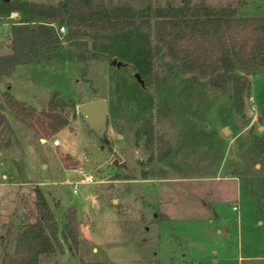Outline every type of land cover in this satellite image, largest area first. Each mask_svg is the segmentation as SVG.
<instances>
[{"label":"rangeland","instance_id":"rangeland-1","mask_svg":"<svg viewBox=\"0 0 264 264\" xmlns=\"http://www.w3.org/2000/svg\"><path fill=\"white\" fill-rule=\"evenodd\" d=\"M87 1L141 8L182 0ZM204 1L232 3L242 16L264 15V0ZM10 15L0 16L9 21V30L0 29V43L7 46V34L20 19ZM84 37L88 43L62 38L43 49L42 60L18 64L8 79L17 98L38 108L47 106L54 91L75 104L67 108L69 123L44 141L4 109L13 129H0V235L9 223L8 250L14 251L21 225L36 219L40 186L62 246L44 254L40 264H83L82 256L117 264H264V151L255 140L264 129L257 121L264 70L249 74L239 111L229 80L214 88L198 75L181 73L164 54H149L136 40ZM100 98L107 107L103 135L78 110ZM146 119L155 137L169 142L167 156L160 158L157 143L149 148L146 135L138 134ZM69 206L78 209L79 252L62 234Z\"/></svg>","mask_w":264,"mask_h":264},{"label":"trees","instance_id":"trees-1","mask_svg":"<svg viewBox=\"0 0 264 264\" xmlns=\"http://www.w3.org/2000/svg\"><path fill=\"white\" fill-rule=\"evenodd\" d=\"M14 11L20 13V19L12 24L9 51L0 53V77L11 75L18 64L42 60L43 49H53L62 38L88 43L86 34L104 35L116 43L136 40L148 47L149 54H164L181 73L198 75L214 88L229 80L239 111L243 107V92L249 90V74L264 70V15H238L232 3L209 5L204 0H182L179 4L135 8L87 0H61L44 5L29 0H0V16ZM62 27L66 30H61ZM81 57L88 59L84 51ZM70 106L75 104L54 91L47 106L38 108L17 98L7 82L0 98V129L13 130L4 111L8 107L39 137L49 138L69 123ZM257 121L264 127V107ZM137 132L146 135L149 148H155L157 143L160 158L170 153L169 142L155 137L150 119ZM255 140L264 151V129L255 135ZM69 157V154L62 156L65 166L71 168L66 160ZM35 200L37 217L21 225L13 252L7 248L11 225L7 223L1 233L0 264H40L44 254L62 249L55 214L40 186L35 188ZM65 217L62 230L65 242L72 251L79 252L77 207L69 206ZM81 260L83 264H117L83 256Z\"/></svg>","mask_w":264,"mask_h":264},{"label":"water","instance_id":"water-1","mask_svg":"<svg viewBox=\"0 0 264 264\" xmlns=\"http://www.w3.org/2000/svg\"><path fill=\"white\" fill-rule=\"evenodd\" d=\"M78 110L88 121L90 127L94 128L100 135H103L107 120L105 100L100 98L82 103L78 106Z\"/></svg>","mask_w":264,"mask_h":264},{"label":"crops","instance_id":"crops-1","mask_svg":"<svg viewBox=\"0 0 264 264\" xmlns=\"http://www.w3.org/2000/svg\"><path fill=\"white\" fill-rule=\"evenodd\" d=\"M13 14H17V15H19L20 16V13L18 12V11H14L13 12ZM10 16V17H9ZM8 17L9 18H11L12 16L11 15H8ZM2 22V23H1ZM8 22L9 21H7V20H2V21H0V29L4 26V27H6V30L8 29L9 30V26L7 25L8 24ZM5 30V31H6ZM3 33L4 32H1L0 33V38H1V36L3 35ZM8 35V37L10 36V33H8L7 34ZM9 51V47L7 46V45H5V44H1L0 43V53H3V52H8ZM33 62V61H32ZM28 63H31V62H28ZM28 63H23V64H28ZM11 75H9V76H4V77H1V78H4L3 80H4V85H5V88H6V83L7 82H10V80H8L9 79V77H10ZM6 78V79H5ZM5 88H3L1 91H0V93L5 89ZM10 89H11V85H10ZM83 116V115H82ZM262 126V125H261ZM224 129V128H223ZM228 133H229V130H228ZM56 136H57V134H56ZM42 141H44V140H46V139H50V138H44V137H39ZM53 143H54V141H53ZM60 144H61V142H60ZM60 144H54V145H56V146H59ZM258 165V164H257ZM4 176H6V175H4ZM235 176L237 177V178H239L236 174H235ZM234 176V177H235ZM233 207H235V206H233ZM164 213H166V212H164ZM167 215H168V213H166ZM37 215V214H36ZM169 216V215H168ZM36 217V216H35ZM219 231V230H218Z\"/></svg>","mask_w":264,"mask_h":264},{"label":"built area","instance_id":"built-area-1","mask_svg":"<svg viewBox=\"0 0 264 264\" xmlns=\"http://www.w3.org/2000/svg\"><path fill=\"white\" fill-rule=\"evenodd\" d=\"M62 29H64V27H62ZM251 99H252V97H251ZM54 144H60V141H59V139H55L54 140ZM87 180L88 181H94V179H93V177H87ZM77 189H75V191H76ZM233 208H235V207H233Z\"/></svg>","mask_w":264,"mask_h":264}]
</instances>
